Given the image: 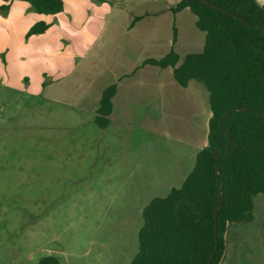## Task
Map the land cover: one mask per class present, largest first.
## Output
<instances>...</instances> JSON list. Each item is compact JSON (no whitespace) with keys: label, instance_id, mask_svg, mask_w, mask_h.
Returning <instances> with one entry per match:
<instances>
[{"label":"rangeland","instance_id":"obj_1","mask_svg":"<svg viewBox=\"0 0 264 264\" xmlns=\"http://www.w3.org/2000/svg\"><path fill=\"white\" fill-rule=\"evenodd\" d=\"M64 1L61 17L67 23L53 20L48 38L37 37L28 46L40 52L29 59L16 55L22 49L0 21V52L4 44L12 52L6 65L0 56V264H36L46 254L61 264H129L138 250L145 205L180 186L206 144L208 91L195 79L180 86L170 67L136 66L167 53L158 50L168 45L171 17L159 11L174 0ZM115 4L121 8L111 10ZM92 9L105 23L112 20L104 25L109 31L89 52L48 57L44 51L76 40L69 19L79 25ZM147 9L156 14L134 33L130 20ZM185 10L181 59L204 44L195 15ZM6 13L0 9V15ZM62 27L69 39L60 37ZM148 44L158 45L157 52L148 51ZM131 69L137 70L117 82L123 91L113 101L108 124L98 126L100 91ZM260 211L264 215V193L253 197L257 223ZM238 226L229 231L231 238Z\"/></svg>","mask_w":264,"mask_h":264},{"label":"trees","instance_id":"obj_2","mask_svg":"<svg viewBox=\"0 0 264 264\" xmlns=\"http://www.w3.org/2000/svg\"><path fill=\"white\" fill-rule=\"evenodd\" d=\"M7 1L0 9H8L12 0ZM26 1L41 14L64 9L62 0ZM183 8L190 9L196 27L204 32L202 50L181 59L171 49L143 64L172 67L173 78L182 87L192 79L204 85L210 108L206 144L181 185L145 205L138 250L129 264H218L229 224L249 220L253 197L264 193V4L179 0L172 10ZM48 27L36 22L27 35ZM116 90L114 82L101 92L94 117L100 127L109 122ZM36 264L61 261L46 254Z\"/></svg>","mask_w":264,"mask_h":264},{"label":"crops","instance_id":"obj_3","mask_svg":"<svg viewBox=\"0 0 264 264\" xmlns=\"http://www.w3.org/2000/svg\"><path fill=\"white\" fill-rule=\"evenodd\" d=\"M75 1L86 2L87 0H73L71 2L73 3ZM104 1H109V2L111 1L112 3L116 2V0H104ZM178 1L179 0L171 1L165 8H161L159 11V12H164L168 10L166 11V13H168L171 17V21H170L171 35L167 37L168 45L158 50L157 44H156L157 46H154V48H150V45L148 44V51L152 50L154 52H157L158 50V52H169L171 49H173L174 51L178 52L177 51L178 46H181L182 44L185 43L186 39H184V37L181 36V33H180L181 30L179 29V25L182 20L181 18H186L185 11L187 10L185 9H189V8H183L177 11H173L172 8ZM6 2H9V1L0 0V5ZM105 5L106 3L101 1L98 7L103 8L102 10H104L106 14L108 11L106 12V10L104 9ZM119 6L120 5L115 4L114 6L112 7L109 6V7L112 10L113 7L121 8ZM5 10H7V13L6 15H3V16L0 15V21H3L6 25L10 26L11 30H13L12 34L15 37L16 44H18L19 47L22 49V51H20L21 53L16 52V50H14V52H16V55H20L23 53L22 55L26 59H29L30 53H33V54L40 53V52H34V51L32 52L28 46L31 45V42L34 41L33 39L37 37L42 38V39L48 38V35L50 33L49 31L53 28V23H52L53 20H56V22H59L60 25L62 23L64 24L67 23L66 19L63 22V19L61 17V15H63L62 11L59 13H56L55 16H53V14L37 13L36 11L32 9L30 4L26 0H12L9 3L8 9H5ZM151 14H156V13L155 11H151L147 9L141 15L139 14H136L138 16L134 15L132 19L130 20L128 28L131 31H134V33H139L140 27L138 25L143 23L148 18H153V16L150 17ZM53 17H56V18L53 19ZM39 21H43L47 23L49 27L43 33L32 34L28 36L27 32L29 28L34 23L39 22ZM111 21L112 20H109V22L107 21V23L111 25L110 23ZM69 22L73 24L76 28V32H75L77 33L76 40L72 42V44L69 43L66 45H59L58 49L53 48L52 51L50 49L48 51H44V52H48L47 53L48 57H51V53L49 52H54L55 54H57L56 52H63L62 53L63 55H67L65 57L70 56L71 52L73 51L89 52L91 48L93 47L92 45L94 44V42L100 39V36L103 35L105 30H108L106 26H104V25H107V23H105V21L103 20V15L101 16L96 15L93 9H92V15L89 14L88 16L87 14L86 17L82 16V21L79 25L78 23L73 21V17L69 19ZM133 35L135 36L136 34H133ZM60 37L67 38V39L70 38L69 34L65 33L63 27L61 28V31H60ZM136 37L139 39H142L140 38V36H136ZM77 39L79 43L84 42V46H82V43H80L82 47H80L79 49H78L79 43H77ZM140 45H142V43H140ZM136 46H139V44L136 43ZM2 48H3L2 50L4 51L0 52V56L2 57V60L4 63L3 65H6L7 60L9 61L12 57V52L10 51L11 48H10V45L8 44H4ZM202 48L203 46L201 47V50ZM196 51H200V50L196 49ZM196 51H190V52H196ZM22 55H20V57H22ZM147 58H154V57H150V56L145 57L139 63H137L136 66H138V68L143 67L142 69H145L146 71L148 70L149 67L158 68V69L160 68L156 65L143 64V61ZM170 68L172 71V67ZM160 69H164V68H160ZM136 70L137 69H131L129 73H120L119 76L118 75L116 76V79L114 82L117 83L123 79L127 80L129 77H131L136 72ZM105 87H103L102 90ZM102 90L100 91V94L97 99V106L100 101ZM122 91L123 90H121V88L117 86V90H116L115 95L112 98V102L114 101L116 95L122 94ZM113 107H114V102H113ZM96 108L94 110L95 115H96ZM262 212L263 211L259 212L261 223H257L255 214H252L249 220L239 221V222H234V223L229 224L227 228V232L225 233V249L222 255L223 257H222L221 264H264V222L262 221L263 220L262 218L264 215L262 214ZM237 224L239 226L236 232H234L233 238H231V232L229 231L231 230V228H233V225H237ZM258 246H261V247L258 249L257 248Z\"/></svg>","mask_w":264,"mask_h":264},{"label":"water","instance_id":"obj_4","mask_svg":"<svg viewBox=\"0 0 264 264\" xmlns=\"http://www.w3.org/2000/svg\"><path fill=\"white\" fill-rule=\"evenodd\" d=\"M209 4H210L211 6H213V7H217V8H219V7H218L217 5H215V4H212V3H209ZM220 204H221V201L219 200V202H218V206L216 207V209H215V213H214V217H215V218H216V215H217L218 210H219V208H220ZM215 236H217V227H216V225H215ZM222 257H223V256H221V258H220L218 264H221Z\"/></svg>","mask_w":264,"mask_h":264}]
</instances>
